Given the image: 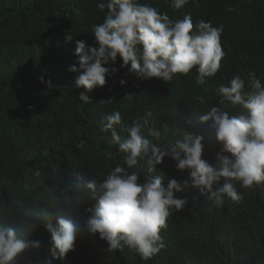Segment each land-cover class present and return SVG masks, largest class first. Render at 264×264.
<instances>
[{
	"label": "trees",
	"instance_id": "16d2710c",
	"mask_svg": "<svg viewBox=\"0 0 264 264\" xmlns=\"http://www.w3.org/2000/svg\"><path fill=\"white\" fill-rule=\"evenodd\" d=\"M99 2L103 0H0V226L22 227L30 239L42 241L38 250L25 251L12 264H43L49 237L45 225L54 223L57 214L70 212L80 221L89 215L86 209L94 202L77 176L102 179L101 174L121 163L118 145L110 133L100 131L106 115L119 110L125 125L137 118L147 121L145 128L162 132L154 142L167 146L181 138L192 112L224 107L216 85L234 74L244 78L255 73L264 81V0H200L199 8L189 3L179 10L170 7V0H143L170 18L191 14L194 24L200 19L222 24L225 57L219 72L198 85L194 68L168 84L136 78L120 67L118 57L112 65L118 71L84 104L78 99L82 89L73 86L78 73L68 69L79 67L76 41L97 46L90 28L103 21ZM121 79L126 83L121 85ZM225 110L242 111L231 104ZM193 131L204 135L203 158L214 162L220 145L211 129L197 123ZM157 167L165 184L169 178L181 182L183 190L175 195L187 199L161 229L165 247L160 253L145 261L126 246L107 252V242L98 234L85 233L64 264H264V183L244 189L233 180L243 200L225 197L217 206L191 186L188 171L176 169L170 158Z\"/></svg>",
	"mask_w": 264,
	"mask_h": 264
},
{
	"label": "clouds",
	"instance_id": "9594fccd",
	"mask_svg": "<svg viewBox=\"0 0 264 264\" xmlns=\"http://www.w3.org/2000/svg\"><path fill=\"white\" fill-rule=\"evenodd\" d=\"M189 3L200 7V0H170V7L179 10ZM96 7L105 12L103 21L90 28L97 46L76 41L79 67L73 64L68 69L78 73L73 86L82 89L78 99L84 104L91 102L89 94L94 89L107 84L106 77L118 71L112 66L118 57L122 60L120 67L136 78H158L168 84L177 74L188 76L194 68L198 85L219 72L225 57L222 24L213 26L211 20L204 19L194 24L191 14L170 18L167 12L143 0H103ZM120 83L126 81L121 79ZM214 91L224 107L214 105L203 113L192 112L185 119L181 138L167 146L154 142L162 132L155 127L145 128L147 121L142 124L137 118L125 125L119 110L103 118L100 131L110 133L112 142L118 145L121 163L101 174L102 179L77 176L94 203L86 209L89 215L83 221L69 212L57 214L54 223L45 225L49 237L43 264H64L85 233L98 234L107 242V252L126 246L145 261L160 253L165 247L161 229L167 227L173 211L187 204L186 198L175 195L183 190L181 182L169 178L165 184L158 174L157 166L165 157L175 162L176 169L187 170L191 186L217 206L225 197L235 202L243 200L233 180L244 189L264 183V81L255 73L244 78L234 74L226 83L216 85ZM98 102L102 105L105 99ZM229 104L240 106L242 111L231 114L225 110ZM197 123L207 124L220 145L212 163L203 158L205 137L193 131ZM112 156L107 153L108 158ZM188 184V180L183 182L184 187ZM41 243L30 239L22 227L0 226V264H12L25 251L38 250Z\"/></svg>",
	"mask_w": 264,
	"mask_h": 264
}]
</instances>
